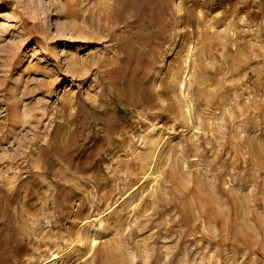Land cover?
<instances>
[{
  "label": "rangeland",
  "instance_id": "rangeland-1",
  "mask_svg": "<svg viewBox=\"0 0 264 264\" xmlns=\"http://www.w3.org/2000/svg\"><path fill=\"white\" fill-rule=\"evenodd\" d=\"M74 1L0 0V264H264V0Z\"/></svg>",
  "mask_w": 264,
  "mask_h": 264
},
{
  "label": "bare ground",
  "instance_id": "bare-ground-1",
  "mask_svg": "<svg viewBox=\"0 0 264 264\" xmlns=\"http://www.w3.org/2000/svg\"><path fill=\"white\" fill-rule=\"evenodd\" d=\"M71 1V0H70ZM108 1V0H107ZM112 1V4L110 5V7H109V11H108V14H107V18H108V22L110 23V26H112V27H114V26H116V24H118V23H120L124 18H127V16H128V14H125V9H126V7H125V0H111ZM110 1V2H111ZM69 3V2H68ZM70 5V4H69ZM68 5V6H69ZM72 5L74 6L71 10H69L70 8L67 6V5H65V4H62V2L60 3V4H57L56 5V8H57V10H58V12L59 13H65V14H69V16H71L72 18H75V17H78V15H81V9L79 8V0H75L74 2H72ZM190 6V5H189ZM69 8V9H68ZM200 12V11H199ZM190 13V12H189ZM201 15V14H200ZM201 21V20H200ZM200 24V23H199ZM204 24V23H203ZM200 25H202V24H200ZM199 28H200V26H199ZM78 30V29H77ZM183 31V30H182ZM181 31V32H182ZM185 31V30H184ZM110 33V32H109ZM184 35V34H183ZM185 37V36H184ZM96 41V40H95ZM194 45V44H193ZM106 49V48H105ZM110 50H111V48H110ZM109 50V51H110ZM107 51V50H106ZM189 51V50H188ZM106 53V52H105ZM191 54V53H190ZM114 58V57H113ZM99 59V58H98ZM100 61V60H99ZM97 63V62H96ZM184 64V63H183ZM98 65V64H97ZM183 70V69H182ZM99 73V72H98ZM186 75H187V73H185ZM100 76V75H99ZM184 78V77H183ZM187 78V77H186ZM181 79V78H180ZM180 84V83H179ZM194 84V83H193ZM191 87V86H190ZM182 89H185L186 88V81L183 79V82H182V87H181ZM192 88V87H191ZM159 91H161V90H159ZM182 93H185L184 91H181ZM181 93V94H182ZM159 95V94H158ZM183 95V94H182ZM179 97H181V96H179ZM188 97H190V96H188ZM186 98V97H185ZM181 99V98H180ZM189 99V98H188ZM8 105V104H7ZM15 105H16V103H15ZM169 105V104H168ZM17 106V105H16ZM184 107V106H183ZM14 108V107H13ZM189 110V109H188ZM10 111V110H9ZM186 111H187V109H186ZM183 112V111H182ZM194 112V111H193ZM186 113V112H185ZM187 114V113H186ZM200 129V128H199ZM156 133V132H155ZM159 133V132H158ZM196 133H197V131H196ZM199 133V132H198ZM197 133V134H198ZM151 134H153V133H151ZM154 135V134H153ZM160 136L162 135V134H159ZM151 136V135H150ZM159 136V137H160ZM201 136V135H200ZM162 138V137H161ZM168 138V137H167ZM156 139H157V137H156ZM155 145V144H154ZM160 146V145H159ZM158 147V146H157ZM161 148V147H160ZM144 150V149H143ZM155 150H156V147H155ZM161 150V149H160ZM141 151V150H140ZM150 152V151H149ZM156 152H158V151H156ZM161 152V151H160ZM141 153H142V151H141ZM159 153V152H158ZM153 154V153H152ZM156 155H157V153H156ZM163 155V154H162ZM161 155V156H162ZM159 156V155H158ZM155 158V157H154ZM162 158V157H161ZM184 159V158H183ZM153 160V159H152ZM155 160V159H154ZM193 161V160H192ZM170 162H171V159H170ZM172 163V162H171ZM126 165H127V163H126ZM128 165H130V164H128ZM127 165V166H128ZM136 165V164H135ZM134 168V167H133ZM154 168V167H153ZM167 168H168V166H167ZM166 169V168H165ZM172 169V168H171ZM134 170H135V168H134ZM167 171H168V169H166ZM165 170V172L164 173H167V171ZM173 170V169H172ZM185 171V170H184ZM160 172V171H159ZM162 172V171H161ZM173 172V171H172ZM182 172V171H181ZM188 172H189V170H188ZM189 173H191V172H189ZM180 175H181V173H180ZM147 177V176H146ZM158 177V176H157ZM175 177V176H174ZM188 177V176H187ZM134 178V177H133ZM148 178V177H147ZM146 178V179H147ZM163 178V177H162ZM139 179H141V178H139ZM142 179H143V177H142ZM152 179V178H151ZM150 179V180H151ZM172 179V178H171ZM149 180V181H150ZM130 181V180H129ZM128 181V182H129ZM174 181V180H173ZM126 182V181H125ZM142 181H140V183H141ZM127 183V182H126ZM130 183V182H129ZM140 183H139V186H140ZM152 183V182H151ZM169 183V182H168ZM154 184V183H153ZM145 185V184H144ZM168 185V184H167ZM137 186H138V183H137ZM157 186V185H156ZM132 187V186H131ZM136 187V186H135ZM133 188V187H132ZM138 188V187H137ZM149 192H150V190H149ZM126 193H128V192H126ZM132 193V192H131ZM126 195V194H125ZM129 195V194H128ZM145 197V196H144ZM124 198H126V197H124ZM123 198V199H124ZM134 198V197H133ZM130 202V201H129ZM133 202V201H132ZM124 203V202H123ZM126 204H128V203H126ZM139 210V209H138ZM151 213V212H150ZM199 215V214H198ZM213 219H214V217H213ZM98 221V220H97ZM209 221V220H208ZM217 222H219L218 221V219H217ZM90 223V222H89ZM92 223V222H91ZM94 224V223H93ZM92 224V225H93ZM83 225V224H82ZM89 225V224H88ZM91 225V224H90ZM89 225V226H90ZM97 225V224H96ZM82 227V226H81ZM82 229V228H81ZM83 230V229H82ZM96 231V230H95ZM80 232V231H79ZM49 233V232H48ZM77 234H78V232H77ZM81 234V233H80ZM79 235V234H78ZM82 235V234H81ZM85 235V234H84ZM45 236V235H44ZM81 238H82V236H81ZM85 238H87V237H85ZM96 238V237H95ZM82 239H84V238H82ZM90 239V238H89ZM91 239H93V238H91ZM85 241L87 240V239H84ZM81 241V240H80ZM89 241V240H88ZM87 242V241H86ZM95 241H94V239H93V243H94ZM97 242V241H96ZM96 242H95V244H96ZM89 243H91V242H89ZM54 244H55V242H54ZM50 245V244H49ZM48 245V246H49ZM66 245V244H65ZM73 245H74V243H73ZM87 245H89L88 244V242H87ZM71 246V245H70ZM76 246V245H75ZM84 246H86V245H84ZM54 247V246H53ZM68 247H69V244H68ZM81 247H83V246H81ZM80 247V248H81ZM87 247V246H86ZM94 247H96V246H94ZM55 248V247H54ZM58 248V247H57ZM67 248V247H66ZM80 248H79V250H80ZM84 248V247H83ZM71 249V248H70ZM75 249V248H74ZM76 249H77V247H76ZM56 250V249H55ZM65 250V249H64ZM68 250H69V248H68ZM47 251V250H46ZM45 251V252H46ZM51 251H52V248H51ZM76 251V250H75ZM74 251V253H75V255H77L76 254V252ZM81 251V250H80ZM54 252V251H53ZM62 253H64V251H63V247H62V251H61ZM60 252V253H61ZM68 252V251H67ZM73 252V251H72ZM79 252V251H78ZM59 253V254H60ZM81 253V252H80ZM43 254V253H42ZM47 254V253H46ZM50 255H51V253H50ZM61 255H64V254H61ZM70 255H72L73 256V253H71ZM41 256V255H40ZM44 256V255H43ZM54 256H55V258H54V260L55 259H61L59 256L60 255H58V253H54ZM65 256H67V253H66V255H64V257ZM71 256V257H72ZM86 256V255H85ZM90 256V255H89ZM88 256V257H89ZM68 257V256H67ZM70 257V256H69ZM91 257V256H90ZM40 258V257H39ZM45 258V257H44ZM50 258V256L48 257V259ZM42 259V258H41ZM68 259V258H67ZM43 260V259H42ZM53 260V261H54ZM85 261H88L86 258H85ZM41 262H43V261H41ZM64 262V261H63ZM38 263V262H37ZM61 263V262H60ZM47 264V263H46ZM49 264V263H48ZM50 264H53L52 262L50 263ZM68 264V263H67ZM84 264V263H83Z\"/></svg>",
  "mask_w": 264,
  "mask_h": 264
}]
</instances>
